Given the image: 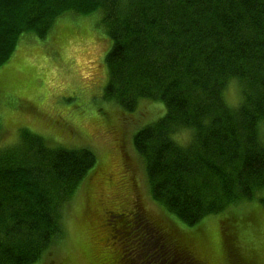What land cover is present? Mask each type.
<instances>
[{"label":"trees","instance_id":"obj_1","mask_svg":"<svg viewBox=\"0 0 264 264\" xmlns=\"http://www.w3.org/2000/svg\"><path fill=\"white\" fill-rule=\"evenodd\" d=\"M14 1L0 0V6L8 3L13 11ZM42 2L43 19L25 6L20 23L0 28L1 42L6 36L11 42L0 55L6 57L22 30L35 28L44 37L63 10L100 7L111 23L105 94L123 103L135 95L157 97L166 108L133 136L145 157L150 194L161 207L192 226L264 188V0ZM231 78L242 83L236 106L223 96ZM180 125L195 133L185 147L170 135ZM22 140L25 150L0 157V264L42 259L60 233L62 201L96 161L88 147H54L26 134ZM118 214L129 219L113 233L121 246L118 264H212L177 232L152 224L136 203L129 212H111L110 219L118 223ZM233 246L230 263H252L242 262Z\"/></svg>","mask_w":264,"mask_h":264},{"label":"rangeland","instance_id":"obj_2","mask_svg":"<svg viewBox=\"0 0 264 264\" xmlns=\"http://www.w3.org/2000/svg\"><path fill=\"white\" fill-rule=\"evenodd\" d=\"M41 3L15 0L13 11L2 3L7 9L0 6V28L20 23L18 13L25 6L43 19ZM96 8L90 13L74 7L63 10L44 37L23 25L27 30H22L9 55L4 59L0 55V157L25 150L23 134L54 147H88L96 157L62 201L60 233L36 264H118L121 246L113 233L129 219L118 214L117 223L119 218L110 219V213L129 212L134 203L152 224L177 232L212 264H232L230 242L242 262L264 264V188L192 226L152 199L145 157L135 149L133 136L161 118L166 108L157 97L135 95L123 103L116 95L105 94L111 82L105 61L111 23ZM4 43L11 44L10 37L0 39V52ZM241 85L237 78L227 81L223 92L227 104L241 101ZM170 135L181 147L195 137L192 127L184 125Z\"/></svg>","mask_w":264,"mask_h":264}]
</instances>
